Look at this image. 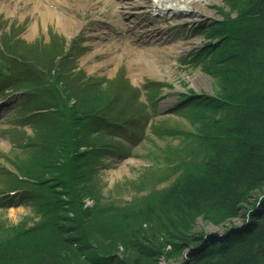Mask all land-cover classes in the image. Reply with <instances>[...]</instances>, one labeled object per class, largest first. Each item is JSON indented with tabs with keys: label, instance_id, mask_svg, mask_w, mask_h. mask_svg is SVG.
Here are the masks:
<instances>
[{
	"label": "trees",
	"instance_id": "obj_1",
	"mask_svg": "<svg viewBox=\"0 0 264 264\" xmlns=\"http://www.w3.org/2000/svg\"><path fill=\"white\" fill-rule=\"evenodd\" d=\"M229 2L206 31L213 95L188 91L177 108L197 132L157 133L198 146L161 149L167 172L153 165L148 184L131 185L150 192L124 208L107 203L99 177L120 150L110 139L132 131L117 117L132 90L124 72L110 84L90 78L53 42L6 52L7 84L22 91L15 115L31 132L14 144L16 173L0 168V184L34 217L31 226L0 223V264H264V0ZM195 216L231 228L196 234Z\"/></svg>",
	"mask_w": 264,
	"mask_h": 264
},
{
	"label": "rangeland",
	"instance_id": "obj_2",
	"mask_svg": "<svg viewBox=\"0 0 264 264\" xmlns=\"http://www.w3.org/2000/svg\"><path fill=\"white\" fill-rule=\"evenodd\" d=\"M142 1L147 4L140 8L145 12L141 16L145 19L142 25L136 26L138 21L132 13L119 18L117 13L121 10L114 7L106 8L103 0H94L91 4L93 6L99 2L96 6L97 15L93 14L94 7L90 6V9L84 10L77 6L76 0H67V3H71V8H63V11H59V16L62 19L66 17L73 19L72 21L78 23L79 27L66 32L61 24H58L57 16L43 18L40 9L36 10L29 0H0V65L8 61L5 52L16 54L21 52L18 49L20 47L45 46L53 42L63 46L66 55L75 60L77 70L84 72L86 76L110 84L112 79L124 72L132 90L125 92L126 101L121 96L120 113L117 117L130 127H136L135 120H143L146 123L141 124L144 130L141 132L142 139L134 144L127 140L120 142L118 139H110L109 144L119 142L117 147L120 152L106 159L105 167L99 172L101 191L109 197L107 203L120 208L139 201L150 192L151 188L138 191L132 189L131 185L139 184L140 181L148 184L143 177L153 165L165 168L163 165L169 158L161 149L175 150L180 146L184 150L198 146V141L189 145L183 139L180 141L175 138V134L183 131L191 135L197 132V128L185 121L183 115L176 114L173 110L178 105V99L187 91L209 95L213 93L214 79L203 70V66L210 62V59L204 58L207 48L205 50L203 48L209 43L205 31L222 19L220 12L222 9L230 10L229 0H195L205 7L210 4L205 17L197 20V13L189 10L184 0ZM46 4L47 0L39 2L38 8L46 7ZM84 13L90 15L89 19H83ZM112 14H114L112 19L103 18ZM97 26L103 28L96 29ZM153 29L162 30V34L159 35L162 39L158 40L159 37L150 40ZM10 32L15 36V40L8 37ZM141 37L146 40L139 44L137 41ZM123 40L129 48H136L139 55H148V49L156 51L154 59L158 61L157 71L153 70L152 73L144 69L145 67L141 69L139 59L132 61L137 55L132 56L125 47L115 49L113 52L106 51V46H113L114 42ZM201 52L203 53L200 54ZM16 103L15 95L7 99L0 97V167H9L8 157L13 152L14 144L20 142L21 137L23 140L24 132L30 134V129L26 128L22 132L19 127V117L14 114L17 109ZM161 130H170L175 134L169 137L159 136L157 133ZM129 139L133 140L132 137ZM175 151L177 152V149ZM198 157L199 155L196 159ZM177 178L178 174L159 184L155 189L169 188ZM6 188L5 185H0V190ZM5 194H0V198H4ZM13 201V205L10 206L0 202V223H5L11 228L13 225L28 221L30 226V219L34 217L30 208L20 204L18 197ZM93 205L92 201L84 200L85 208ZM244 221L246 219L240 218L233 226L242 225ZM191 227L195 233L204 232L211 235L227 231L231 225L225 223L219 228L202 216H195ZM180 259L172 264H181ZM159 263L165 264L163 260Z\"/></svg>",
	"mask_w": 264,
	"mask_h": 264
},
{
	"label": "bare ground",
	"instance_id": "obj_3",
	"mask_svg": "<svg viewBox=\"0 0 264 264\" xmlns=\"http://www.w3.org/2000/svg\"><path fill=\"white\" fill-rule=\"evenodd\" d=\"M20 1V0H19ZM30 3H32L33 7L37 10V9H40V13L42 15L43 18L45 19H50L51 17H58V21L59 23L58 24H61V26L63 27V30H65L66 32H71L72 30H76L78 29L79 25L78 23L76 22H73L71 18H64L62 19L61 16H59V11H63L62 9L63 8H71V3H67V0H47V4H46V7H41V8H38L39 7V2H44V0H29ZM94 0H76V2L78 3L77 6L78 7H81L82 9L84 10H88L90 9L91 7H94L93 9V14L94 15H97L96 14V6L98 3H95L93 4V6L91 5L92 2ZM105 1V7L108 8V7H114L115 9L117 10H121L119 11L117 14H118V17L119 18H122L123 16H127L129 14L132 13V15L135 16V20L138 21V23L136 24V26L138 25H142L143 22H144V19H142V15L145 13L144 11H142V9L140 10V8H142V6H144L146 3L143 2L142 0H124V1H117V0H103ZM161 1V0H160ZM175 2L179 1V0H174ZM190 1V2H189ZM184 4L187 5L188 9L191 10L193 13H197V20L198 19H202L203 17H205L204 15L207 13V8H209V5H207V7L205 6H202V3L200 2H196L195 0H184L183 1ZM63 4V5H62ZM147 5V4H146ZM91 6V7H90ZM90 7V8H89ZM71 9H69L70 11ZM160 11V10H159ZM144 12V13H143ZM114 14L112 15H105L103 18L105 17H108V19H112L114 16ZM147 16V15H145ZM90 15L88 13H84V16H83V19H89ZM196 21V20H194ZM98 28H103V27H96V29ZM162 34V30H151V39L150 40H153L154 38H159ZM95 40H98L96 38H94ZM162 39L161 37L158 39L160 40ZM146 39H143L142 37L141 38H138V41L137 43L139 42L140 43H143L145 42ZM136 42V40H135ZM120 47H125L127 50H129V53L132 54V56H135L137 55L132 61L135 62L136 60L139 59V64L141 66V69L144 68V69H148L149 71H152L153 73V70L154 71H157L158 67H157V63L158 61H156L154 59V56L155 54L157 53L156 51H152L150 49L149 50V53H147L148 55L144 54V55H139L138 51L136 48H129V46L126 44V41H116L114 42V45L113 46H106V51H111L113 52L115 49H120ZM128 53V54H129ZM141 56H144V58H141ZM227 232V231H226ZM225 231L221 232V233H218L220 236L226 234ZM189 259V257H188ZM188 261V260H187Z\"/></svg>",
	"mask_w": 264,
	"mask_h": 264
}]
</instances>
